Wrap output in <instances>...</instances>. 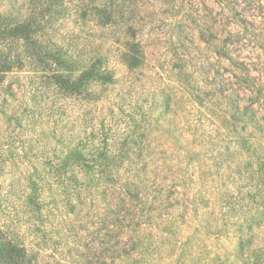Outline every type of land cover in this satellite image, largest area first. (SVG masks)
I'll list each match as a JSON object with an SVG mask.
<instances>
[{
	"label": "rangeland",
	"instance_id": "374dc122",
	"mask_svg": "<svg viewBox=\"0 0 264 264\" xmlns=\"http://www.w3.org/2000/svg\"><path fill=\"white\" fill-rule=\"evenodd\" d=\"M28 20L0 36V264H264V0H0Z\"/></svg>",
	"mask_w": 264,
	"mask_h": 264
},
{
	"label": "trees",
	"instance_id": "16d2710c",
	"mask_svg": "<svg viewBox=\"0 0 264 264\" xmlns=\"http://www.w3.org/2000/svg\"><path fill=\"white\" fill-rule=\"evenodd\" d=\"M36 23L34 21H24L16 25H3L0 28V36L8 37L11 39H22L29 41L33 35L36 34ZM102 74L97 68L91 66L90 70L85 71L78 78V82L74 83L69 79L63 78L61 76L55 77V83L61 87L64 91H72L77 87H81L84 83L91 79L100 78ZM103 77V76H102ZM105 75L103 78H106ZM62 162V161H61ZM64 163V162H63ZM18 264V263H15Z\"/></svg>",
	"mask_w": 264,
	"mask_h": 264
}]
</instances>
